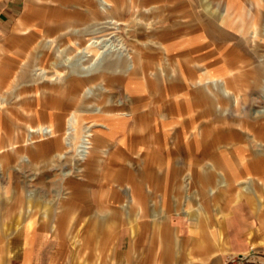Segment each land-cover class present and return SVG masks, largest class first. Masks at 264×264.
I'll return each instance as SVG.
<instances>
[{
	"label": "crops",
	"instance_id": "1",
	"mask_svg": "<svg viewBox=\"0 0 264 264\" xmlns=\"http://www.w3.org/2000/svg\"><path fill=\"white\" fill-rule=\"evenodd\" d=\"M119 1L88 0L87 18L80 11L64 15L61 30L80 37L73 46L78 49L77 54L94 55L101 38L97 34L112 29L113 25L120 28L116 14L126 10ZM207 1L168 0L166 5L158 7V12L168 14L167 21L163 15L165 19L160 23L166 25L157 33L165 45V49H161L163 54L180 56L178 64L184 69L191 64L192 69L204 71L203 77L190 79L194 86L211 85L227 94L225 78L212 72L239 70L231 58L233 53L230 55L228 50L234 48L231 40L235 38H228L231 29L223 27L224 19L219 14L209 17L203 13ZM210 1L216 7L217 1L222 0ZM246 1H239L241 5L233 0V6L249 9L245 17L250 37H255L263 13L261 8L250 5L255 0ZM227 6L225 4L224 13ZM33 8L29 0H0V56L13 51L11 42L18 38L16 32L23 30L21 28ZM258 9L262 14L256 18ZM62 36H45L28 50L27 62H24L27 67L33 66L31 58L36 56L41 62L50 59L63 69L51 77L46 68L35 65L34 74L28 81L31 86L50 79L66 80L71 73L92 77L101 69L107 70L106 73L129 74L137 68V45L117 49L106 67V58L98 63L67 65ZM49 49L54 54L52 59L47 55ZM252 60V56L248 58L249 65L255 63ZM155 72L153 75L158 78ZM256 86L264 87V80L262 85L255 81L248 84V87ZM17 88L9 94L16 93ZM87 88L81 99L94 94L91 86ZM201 90L197 88V91ZM234 99L238 102V93L234 94ZM9 101L8 96H0L1 107ZM99 110L103 108L99 107ZM116 114L119 115L99 117L106 123L92 129L87 154L80 155L77 161L80 166L76 171L84 173L75 174L72 169L63 172L59 181L51 182V191L46 188L33 191L29 187L27 192L21 193L18 187L10 186L15 184V180H10L11 176L0 181V264H264V142L257 144L258 148L250 142L233 143V159L220 163L225 151V131L218 130L214 142L203 138L199 147L201 157H208V152L215 151L216 163H207L204 159L195 161L199 168L193 169L195 176L185 175L180 182L173 172L172 175H159L153 169L171 166L167 159L162 160L164 155L160 153L169 152L168 147L176 143L182 145L180 136L187 133L165 125L143 127L138 115L130 118L128 113ZM254 114L263 115L264 120V107ZM59 115L56 119H61ZM69 115L66 121H57V127L47 122L37 128L31 126L29 140L32 141L33 132L45 139L37 145L9 143L10 153L2 155L0 169L14 170L15 162L20 166L28 162L46 165L60 162L69 144L68 128L80 124L77 113ZM94 124L83 128L90 130ZM262 131L264 136V121ZM226 134L231 141H236L238 133L235 129ZM176 136L178 139L174 138ZM5 150L0 148V153ZM192 182L198 185L201 197L195 213L191 212L192 198L188 193ZM40 183L49 184L48 179H42ZM176 184L188 195L181 205L175 198ZM218 191L219 197L215 195ZM212 196L217 198L215 204ZM219 213H222L220 219L217 218Z\"/></svg>",
	"mask_w": 264,
	"mask_h": 264
},
{
	"label": "rangeland",
	"instance_id": "2",
	"mask_svg": "<svg viewBox=\"0 0 264 264\" xmlns=\"http://www.w3.org/2000/svg\"><path fill=\"white\" fill-rule=\"evenodd\" d=\"M29 1L34 8L27 15V23L21 28L23 30L16 32L18 38L11 42L13 51L0 56V96H8V99L11 100L4 103L2 107L0 106V148L6 149L4 153H0V163H2V155L10 153V149L7 147L9 143L15 145L20 143L21 145L22 142H27L28 146H33L39 144L40 140H45L38 132H33L32 141L29 140L31 126L37 128L47 122L57 127L59 120L66 121L72 112L79 115L80 124L76 127L71 125L68 128L69 144L60 162H51L48 165L40 162H28L22 166L15 162L14 170L6 167L0 169L1 182L6 181V177L9 175L11 176L10 180H15V184L10 186L18 187L21 193L27 192L29 187L33 191H39L41 188L51 191V182L59 181L63 172L72 169L75 174L84 173L76 171V167L80 166H77V161L83 153L82 150L85 149L86 138H89L91 142L92 129L97 127V124L106 123L99 117H117L119 114L116 113H128L130 115L127 117L130 118L138 115L142 119L140 122L143 127L153 124L155 128H160L165 125L174 131L182 129L187 133L185 136H180V139H183L182 145L176 143L168 147L169 152L160 153L164 155L162 160L167 159L168 165L171 166L153 169L155 174L159 175H172L173 172L180 182L183 181L182 177L185 175L195 176L196 172L193 169H199L195 161L204 159L207 163H216L215 151L212 154L208 152V157H201L199 147L203 138H207L208 142L213 139L214 142L218 130L225 131L223 141L225 151L224 157L220 158V163L230 162L233 159L231 152L233 143L247 144L250 142L258 148L257 144L264 142L263 115L254 114L255 111L264 107V87H248V84H252L253 81L257 85H262L264 80V7H261L264 0L250 2V5L254 4L257 8H261L263 13L260 9L256 10V18L260 17L261 13L263 20L255 37H250L248 31L247 17H245L248 8H235L233 0L217 1L216 7H213L212 1L205 0L208 4L203 8V13L205 15L207 13L209 17L219 14L220 18L224 19L223 27L231 29L228 38L233 36L235 38L231 40L234 41V48L228 50L230 55L233 53L231 58L234 59L235 66H238L239 70L230 69L224 73L210 70L213 74L225 78L224 87L229 91L227 94L222 88V90L214 89L211 85H208L209 87L194 86L190 79L196 80L203 77L204 71L192 69L191 64L186 65L184 69L178 64L180 56H176L174 53L169 56L162 53L161 49H165V45L157 32L166 25V23L160 22L165 18L167 21L168 13L166 11L165 14L161 11L158 12V7L166 5L168 0L119 1V4L124 5L123 9L126 10L116 14V18L120 19V28H115L113 25L112 29L98 33L97 35L101 37L98 38L99 40L97 39L98 50L90 56L84 52L77 54L78 49L76 50L73 46L75 41L80 38L79 35L62 31V27H60L62 20L65 19L64 15L80 11L87 18L88 0ZM234 1L241 4L242 2L239 1L243 0ZM243 3H247V1L244 0ZM225 4L228 6L224 13ZM135 5L137 6L135 7ZM97 9L99 8L97 7ZM26 29L27 33L24 34ZM57 34H63L64 58L67 65L87 64L91 61L98 63L106 58V63L104 62L106 67L109 64V58L114 57L116 47L123 49V47L131 48L137 45L139 48L136 53L137 68L129 74L106 73L107 70L101 69L94 74L96 78L94 75L85 77L82 74L71 73L66 80L50 79L48 82L39 83L40 85L31 86V82L28 81L30 75L34 74L37 64L46 68L51 77L63 71L60 66L54 64V61L51 63L49 59L41 62L36 56L31 58L33 66L27 67V63L24 64L25 61L27 62L28 50L35 43L45 36ZM113 44H115V48ZM106 51L109 53L105 54ZM47 52L49 58L52 59L53 51L49 49ZM251 56L255 63L250 62L249 65L248 58ZM197 63L201 65V62ZM230 63H232L231 60ZM195 64L196 62H194ZM153 71L159 75L158 78L154 77ZM103 74H106V77ZM87 86L94 89V94L88 99H81L80 96L88 90ZM14 87H19L15 89L19 96H15L16 93L13 91L9 94ZM197 88L202 90L197 91ZM235 93L239 94L238 102H235ZM121 100L124 102L120 103ZM99 107H102L103 110L100 111ZM58 113H60L61 119H56ZM147 113L148 115H145ZM219 115H221L219 117L221 119L217 118ZM92 123L95 124L90 130L86 127L83 128V126ZM232 129L238 133L236 141H231V137L226 134ZM189 133L190 135H188ZM174 138L178 139V136ZM33 141L35 142L31 143ZM244 153L247 154V152ZM81 164L84 167V163ZM42 179H48L49 184H41L40 180ZM179 184L175 185V198L177 204L181 205L185 198L188 199V195L184 189H179ZM188 193L192 198L191 212L195 213V206L199 200L201 201L198 185L192 182ZM218 193L219 191L215 194L218 195L217 197H219ZM213 196L212 202L215 204L217 198L215 199ZM25 201L27 203V198ZM210 201L208 200V202ZM219 203L220 200H218ZM221 216L222 213H219L217 218L220 219Z\"/></svg>",
	"mask_w": 264,
	"mask_h": 264
},
{
	"label": "bare ground",
	"instance_id": "3",
	"mask_svg": "<svg viewBox=\"0 0 264 264\" xmlns=\"http://www.w3.org/2000/svg\"><path fill=\"white\" fill-rule=\"evenodd\" d=\"M113 22H114V21H113ZM115 23H116V22H115ZM115 27L118 28V25H115ZM118 42H119V41H118ZM112 43H113V42H112ZM113 47H114V48L116 47L115 44H113ZM114 48H113V49H114ZM117 49H119V48L116 47V50H117ZM60 52H61V50H60ZM106 53H109V51H106L105 54H106ZM121 53H122V52H121ZM121 56H122V55H121ZM125 56H126V55H125ZM127 56H128V55H127ZM128 59H129V58H128ZM131 60H132V59H131ZM101 62H102V60H101ZM72 126L74 127V124H72ZM70 130H71V129H70ZM74 130H75V129H74ZM44 131H45V130H44ZM46 131H47V130H46ZM48 137H49V136H48ZM89 143H90L89 138H86V140H85V144H84V148H85V149L82 150V151H83V153L81 154L82 156H85V155L87 154V151H88L87 149L90 147V146H89V145H90Z\"/></svg>",
	"mask_w": 264,
	"mask_h": 264
}]
</instances>
